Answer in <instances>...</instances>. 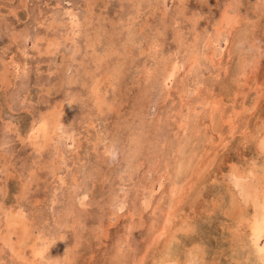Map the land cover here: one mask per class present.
I'll list each match as a JSON object with an SVG mask.
<instances>
[{
	"label": "rangeland",
	"instance_id": "374dc122",
	"mask_svg": "<svg viewBox=\"0 0 264 264\" xmlns=\"http://www.w3.org/2000/svg\"><path fill=\"white\" fill-rule=\"evenodd\" d=\"M263 167L264 0H0V264H264Z\"/></svg>",
	"mask_w": 264,
	"mask_h": 264
},
{
	"label": "bare ground",
	"instance_id": "6f19581e",
	"mask_svg": "<svg viewBox=\"0 0 264 264\" xmlns=\"http://www.w3.org/2000/svg\"><path fill=\"white\" fill-rule=\"evenodd\" d=\"M215 78H216V77H215ZM183 147H184V146H183ZM178 153H179V152H178ZM263 168H264V167H263ZM254 171H256V170H254V168L251 167L250 169H248V171L246 172L247 175H245V176L248 178V176L250 175V173H252V172L254 173ZM256 172H257V171H256ZM257 173H259V172H257ZM257 173H256V174H257ZM260 173H261V172H260ZM262 173H263V172H262ZM263 174H264V173H263ZM251 175H252V174H251ZM245 176H244L243 174H240V175L238 174V175H237V179L240 178V177H245ZM263 176H264V175H263ZM233 178H236V177H233ZM256 178H257V177H256ZM261 178H262V176L259 175V179L261 180L260 182H261V185H262V183H264V182H262V179H261ZM263 178H264V177H263ZM259 179H258V180H259ZM238 180H239V179H238ZM259 187H260V184H259ZM244 188H245V187H244ZM263 189H264V187H263ZM247 190H248V189H247ZM247 190H246V191H247ZM261 190H262V189H261ZM255 191H257V190L255 189ZM246 194H247V193H246ZM262 194H263V193H262ZM251 196H253V194H252ZM174 198H175V197H174ZM248 198H249V196H248ZM262 200H263V199H262ZM261 210H262V209H261ZM263 210H264V209H263ZM167 213H168V212H167ZM262 215H263V214H262ZM263 216H264V215H263ZM250 223H252V222H250ZM19 224H20V223H19ZM170 225H171V224H170ZM251 226H252V225H251ZM164 227H165V226H164ZM190 228H191V227H190ZM190 228H189V226H188V228H186V229L188 230V232H189ZM14 229H15V228H14ZM191 229H192V228H191ZM250 229H251V228H250ZM16 230H17V229H15V231H16ZM24 230H25V229H24ZM173 230H174V229H173ZM183 231H184V232L186 231L185 228L183 229ZM257 231H258V230H257ZM257 231H256V232H257ZM186 232H187V231H186ZM254 232H255V231H254ZM251 233H252V232H251ZM252 234H253V233H252ZM256 234H257V233H256ZM256 234H254V235H256ZM254 235H253V236H254ZM162 236H163V235H162ZM188 236H189V235H188ZM253 236H252V237H253ZM249 237H251V236H249ZM257 240H258V239H257ZM249 242H250V241H249ZM256 242H257V241H256ZM256 242H255V243H256ZM256 245H257V244H256ZM253 246H254V245H253ZM47 247H48V246H47ZM254 247H255V246H254ZM199 249H200L199 247H198V248L195 247V246L192 247V249L188 250V256H185V259H187V258L190 259L191 256H192V257H197V256H198V255H197V251H198ZM253 249H254V248H253ZM256 249H257V248H255L254 250H256ZM43 250H44V248H43ZM45 250H46V249H45ZM165 251H166V250H165ZM201 251H202V250H201ZM258 251H259V250H258ZM261 251H262V250H261ZM261 251H260V253H261ZM37 252H38L37 255H41V253H39V251H37ZM174 252H175V251H174ZM254 252H255V251H254ZM35 253H36V252H35ZM185 253H186V251H185ZM204 253H205V251H204ZM258 253H259V252H258ZM258 253H257V254H258ZM163 254H164V253H163ZM198 254H199V253H198ZM204 255H205V254H204ZM199 256H200V254H199ZM197 258H198V257H197ZM193 259H194V258H193ZM158 261H159V260H158ZM173 261L176 262V263L174 262L175 264H178V262H179V261H177V260L174 259V258H173V259H170L169 257H166V258H164L163 260H160L159 263H160V264H166V263L168 264V262L170 263V262H173ZM193 261H194V260H193ZM56 263H57V262H56ZM159 263H158V264H159ZM181 264H182V263H181Z\"/></svg>",
	"mask_w": 264,
	"mask_h": 264
}]
</instances>
